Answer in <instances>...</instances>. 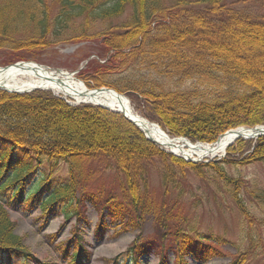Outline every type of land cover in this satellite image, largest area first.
Returning a JSON list of instances; mask_svg holds the SVG:
<instances>
[{"label": "trees", "instance_id": "1", "mask_svg": "<svg viewBox=\"0 0 264 264\" xmlns=\"http://www.w3.org/2000/svg\"><path fill=\"white\" fill-rule=\"evenodd\" d=\"M260 3L264 7V0ZM127 9L128 18L112 25ZM90 40L103 45L106 60L96 62L94 72L84 78L88 87L103 85L138 97L145 117L170 136L212 143L227 129L264 125V21L245 7H230L226 0H0V50L34 56L58 42ZM124 71H135V76L113 80L114 73ZM152 75L197 79L221 89L209 99L196 89H164ZM235 87L239 91L234 93ZM238 143L242 139L227 148L228 155L247 152L238 161L186 162L147 140L121 113L98 105H69L50 92L0 91V264L35 260L14 233L5 212L9 205L38 207L41 215L69 219L78 217L74 204H82L83 198L118 224L117 233L127 231L141 223L144 209L154 206L146 196L151 166L159 168L165 198L173 190L183 194L187 171L200 178L210 171L241 203V182L226 173L225 165L230 160L264 164V137L251 149ZM97 157L111 160L122 176L121 197L107 193L104 203L93 194L77 197L74 168ZM62 163L69 170L66 179L54 173ZM251 193L264 204V191ZM167 219L163 215L156 221L164 228ZM179 233L174 264H185L187 253L205 261L211 235ZM71 236L62 257L68 264H85L90 257L82 237L77 229ZM141 246L135 239L124 252L128 258L121 253L111 264H138L141 255L135 249Z\"/></svg>", "mask_w": 264, "mask_h": 264}, {"label": "rangeland", "instance_id": "2", "mask_svg": "<svg viewBox=\"0 0 264 264\" xmlns=\"http://www.w3.org/2000/svg\"><path fill=\"white\" fill-rule=\"evenodd\" d=\"M226 3L233 8L245 7L264 21V7L261 6L260 0H226ZM128 16L127 9L121 17L111 20V24L119 25ZM105 55L103 45L97 40L58 42L34 56L27 52L17 53L2 49L0 50V67L12 65L14 62H33L49 69L71 72L77 80L84 82L87 88L91 89L84 78L94 72L97 67L96 62L99 64L105 62ZM129 76L134 77L135 71L133 73L117 72L112 77L114 80ZM151 77L154 81L162 83L164 89H196L209 99H213L217 90L221 89L197 79L178 81L176 78H165L159 75ZM122 84L119 86L122 87ZM37 91L50 92L56 97L61 96L49 89L41 88L18 94ZM236 91H239L237 87L233 92ZM121 94L131 103L136 113L138 112L144 119L149 120L144 115L143 103L138 97L129 96L126 92ZM65 102L74 105V102H69L67 99ZM149 121L160 125L155 121ZM143 135L145 137V134ZM242 141L243 143H238L240 147L249 146L248 148L251 149L257 138ZM158 147L170 153L161 145ZM227 153L226 149L224 156L216 158L238 161L245 157L247 152L230 153L229 155ZM216 158L195 163L212 161ZM181 159L188 162L184 158ZM231 160L230 164L225 165V171L232 177L239 178L241 187L237 196L241 203L210 171H205L204 178L187 171V178L182 183L183 194L178 195L173 190L168 198H165L160 184L159 168L151 166L147 177L148 193L146 196L154 202V206L147 210L144 209V215L141 216V223L136 226L137 228L131 227L119 233H117L116 223H112L107 214L104 212L101 214L99 208L83 198L82 204H74V209L79 214L78 217L74 216L69 219H65L60 214L41 215L38 207L25 208L23 205H9L5 212L9 220L14 223V233L35 259H28L27 264H68V258L62 257V249L76 229L82 237V245L89 252L90 258L85 264H111V259L121 253H123L121 256L127 259L128 256L124 252L131 247L135 239L142 245L135 249L136 254L141 255L138 258V264H174L176 263V254H174L176 239L178 242L181 238L179 232L186 231L192 234L211 235L208 244L212 249L209 250L210 253L205 257V261H196L193 254L187 253L185 264H233L236 262L264 264V204H259L258 199L251 193L254 191V194H259L264 191V164L262 162L236 164L237 162L233 163ZM74 170L75 190L78 198L85 194H90V196L93 194L102 203L109 195L107 193H115L117 198L123 195L120 190L122 176L114 168L111 160L103 157L84 159L76 164ZM68 172L69 170L63 163L57 170H54L55 177L61 179L68 178ZM165 199L166 205L163 204ZM159 213L161 217L169 215L167 227L162 228L157 224L156 219L160 218ZM99 217L102 218L101 223ZM100 224L103 226L100 227ZM162 255L166 256L163 261ZM125 261L129 263L128 260Z\"/></svg>", "mask_w": 264, "mask_h": 264}, {"label": "bare ground", "instance_id": "3", "mask_svg": "<svg viewBox=\"0 0 264 264\" xmlns=\"http://www.w3.org/2000/svg\"><path fill=\"white\" fill-rule=\"evenodd\" d=\"M37 88L49 89L54 94L63 96L69 102L100 104L112 110H121L159 145L188 159L205 160L222 157L226 154L227 147L237 138L248 140L256 139L259 135L264 136L262 127L256 130L236 127L219 136L214 143L191 142L183 137L170 136L160 126L145 120L138 112L134 111L127 98L115 90L88 91L90 89L85 83L77 80L71 72L54 71L33 62L0 68V90L24 93Z\"/></svg>", "mask_w": 264, "mask_h": 264}, {"label": "water", "instance_id": "4", "mask_svg": "<svg viewBox=\"0 0 264 264\" xmlns=\"http://www.w3.org/2000/svg\"><path fill=\"white\" fill-rule=\"evenodd\" d=\"M19 63H21V62H15L13 65H15V64H19ZM13 65H11V66H13ZM59 70V69H58ZM58 70H55V71H58ZM103 90H110V88H108V87H105V86H103V87H98V88H93L92 90H88V91H90V92H98V91H103ZM15 92H17V91H15ZM119 93V92H118ZM119 94H121V93H119ZM122 95V94H121ZM73 104H76V103H73ZM96 105H99V106H101V107H105V108H107V109H109V110H111V111H113V112H118V113H121L122 115H123V117L125 118V119H128L132 124H134L136 127H138L139 128V126H138V124L137 123H135L131 118H129L125 113H123L121 110H112V109H110V108H108V107H106V106H104V105H100V104H96ZM146 120V119H145ZM149 121V120H148ZM157 125V124H156ZM264 128V126L263 125H258V126H254V127H247L246 128V130L247 129H254V130H256V129H258V128ZM140 129V128H139ZM141 130V129H140ZM231 130H233V129H229V130H227L226 132H228V131H231ZM142 131V130H141ZM142 133L143 134H145L143 131H142ZM225 133H223V134H220L219 136H222V135H224ZM263 136V135H262ZM145 137L148 139V140H150V141H152V142H154V143H156V144H158L157 142H155L150 136H148L147 134H145ZM232 144V143H231ZM230 144V145H231ZM170 153H173V152H170ZM174 155H177V154H175V153H173ZM177 156H179V157H181V158H184L185 160H187V161H190V162H196V161H198V160H196V159H188V158H186V157H182V156H180V155H177Z\"/></svg>", "mask_w": 264, "mask_h": 264}]
</instances>
